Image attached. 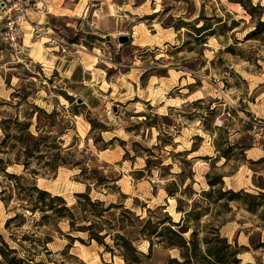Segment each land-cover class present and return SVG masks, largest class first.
Masks as SVG:
<instances>
[{
	"label": "rangeland",
	"instance_id": "374dc122",
	"mask_svg": "<svg viewBox=\"0 0 264 264\" xmlns=\"http://www.w3.org/2000/svg\"><path fill=\"white\" fill-rule=\"evenodd\" d=\"M232 1L116 0L120 10L114 7V22L100 20L94 7L98 12L83 21L51 16L41 22L40 33L26 32L18 62L11 58L4 81L10 96L0 103V141L7 133L15 135V119L30 123L36 135L35 108L43 112L42 128L51 121L46 115L54 112L51 134L58 137L62 131L61 148L71 146L62 156L68 163L82 161L88 168L85 177L102 175L108 182L86 184L76 167L53 171L55 152L27 158L11 139L0 159L19 157L27 170L9 165L6 172L23 185L61 197L67 206L88 185L93 200L122 201L142 217L146 209L163 207L162 215L188 227L186 239L192 232L198 241L217 234L240 250V264H264V206L250 213L227 196L217 198L220 190L264 193V33L254 31L257 20ZM250 2L262 7L263 21L264 0ZM124 8L137 16L123 13ZM201 26L210 27L205 35H213L197 39L194 28ZM119 36L130 42L120 45ZM39 49L42 58L35 56ZM75 106L78 116L72 115ZM2 120L10 121L1 126ZM232 144L252 146L244 163L235 151L229 161L221 157L220 151ZM218 177L222 184L211 188L208 182ZM12 183L0 173V245L16 251L10 257L35 255V263L43 264H123L84 234H70L82 242L61 236L57 231H69L64 223L35 227L39 214L20 208ZM188 213L200 216L192 220ZM45 238L46 251L34 242ZM168 259L181 261L177 250L155 245L152 263Z\"/></svg>",
	"mask_w": 264,
	"mask_h": 264
},
{
	"label": "trees",
	"instance_id": "16d2710c",
	"mask_svg": "<svg viewBox=\"0 0 264 264\" xmlns=\"http://www.w3.org/2000/svg\"><path fill=\"white\" fill-rule=\"evenodd\" d=\"M232 2L240 5L252 19L257 20L254 31L263 34L262 7L253 6L250 0H234ZM209 29L210 27L206 26L194 28V34L197 35V39L203 36H211L213 31L208 32L209 35H205ZM65 99L69 103L73 102L70 96H65ZM200 102L201 100L196 101L195 105ZM76 107L72 108V115L74 116L80 115ZM213 111L211 110L210 114ZM34 113L37 121L35 126L36 135L30 133V123H20L15 119L13 121L15 135L12 137L8 133L4 135L0 141V154H2L1 150L5 148L7 140L11 139L14 141L15 148H19L21 153L27 158H33V154H37L36 159H41L48 155L49 151L55 152L50 156V166H53L51 168L53 171H56L60 166L76 167L80 171V176L85 177L88 168L82 161H74L73 159L71 163H68L69 159L62 156L61 153L68 155L66 150L71 147L61 148L58 137L62 134V131L58 132V137L51 134L54 126L52 122H54L53 119L56 113L51 112L46 115L51 121L44 128L39 125L40 114L43 112L35 108ZM9 121L2 120L1 126H4ZM250 130L251 127L246 129L247 132ZM250 148H252L251 145L232 144L227 149L220 151V155L226 161H229L231 153L235 151L240 156V162L244 163L246 161L244 153ZM105 149V147L102 148V150ZM9 165H22L24 170H27V165L20 163L19 157L13 161L0 159V173L10 184L15 182L12 185V195L19 202L20 208L30 212L31 215L39 214V220L35 222V227L51 226L57 228L59 223H64L69 231L65 235L57 231L61 236L82 242L81 239L73 238L70 234H84L89 241H94L97 245L103 247L104 251L109 253L111 257H119L123 264H153L152 254L155 245H161L166 249H175L179 252L181 261L168 259L165 264H240V259L237 258L240 250L235 249L217 234H214L212 238H204L198 241L197 235L192 232L189 238L186 239L184 235L189 232L188 227L181 223L182 220L174 223L171 222L166 214L163 213L164 215H162L160 211L164 210L163 207H158L155 211L146 209V216L142 217L131 209L125 208L122 201L113 203L100 201L99 199L93 200L89 194L88 185L86 186V191L76 193L74 203L71 206H67V203L59 196H53L35 185L27 186L21 184L18 176L6 172ZM93 172H96L93 174L98 173L96 170H93ZM97 178L94 175L85 177L83 180L86 184L93 183L96 186L108 182V179L102 177V175L101 179ZM221 184L220 177L208 182L211 188ZM202 194L204 197L214 200L211 193L202 192ZM12 195H10V198H12ZM225 196L230 202L242 204L244 209L250 213H255L257 209L264 206L263 192L252 195L242 191L236 193L218 191V200L223 199ZM121 198L125 199V195H121ZM21 204L25 205L21 206ZM176 210L182 212L179 207ZM154 213H159V217L154 218ZM188 214H190L189 217L193 218L192 220H196L200 216V214ZM107 240H109V243L106 242ZM34 242L43 244L41 246L46 251L45 245L48 243L46 238L43 240L38 239ZM145 243L147 244L146 252H143L140 247ZM15 253V250L3 248L0 245V264H43L40 262L35 263V255L26 258L10 257V255Z\"/></svg>",
	"mask_w": 264,
	"mask_h": 264
},
{
	"label": "built area",
	"instance_id": "2783aa9c",
	"mask_svg": "<svg viewBox=\"0 0 264 264\" xmlns=\"http://www.w3.org/2000/svg\"><path fill=\"white\" fill-rule=\"evenodd\" d=\"M52 1L0 0V40L13 53V63L18 62L16 55L21 51L25 32L32 34L41 32V20L49 14V6ZM97 12L93 11V15ZM27 27L28 30H26ZM77 27L82 30L83 22H79Z\"/></svg>",
	"mask_w": 264,
	"mask_h": 264
},
{
	"label": "crops",
	"instance_id": "0c3cea01",
	"mask_svg": "<svg viewBox=\"0 0 264 264\" xmlns=\"http://www.w3.org/2000/svg\"><path fill=\"white\" fill-rule=\"evenodd\" d=\"M88 6L91 8L90 11H89ZM126 6H128V5L125 4L124 7H126ZM94 7H96V8L98 7L100 10V12H99V14H101L100 20L103 18V19L109 20L110 22H114V17H115V14L117 12V11L115 12L114 7H115V9L120 10L119 4L116 2V0H87V1H83V2H82V0H53L49 6V14L46 17H44L41 20V22H43V20H45L47 17H51V16H57L60 18H64L65 21L72 20L74 18L76 20H80L83 18V20H84V18L87 16V14L92 13V11H93L92 8H94ZM52 11L57 12V14H54V12H52ZM122 12L123 13H129L132 16H137L136 12H133L132 10L129 11L126 8H124ZM153 12H155V11H153ZM93 20L91 18V21H92V23L94 22L93 23V25H94L95 20L94 21ZM97 22L99 24V21H97ZM68 25H70V24L67 23L66 26H68ZM28 29L29 28L27 27L26 30H28ZM26 32H25V34H26ZM95 34H98V33L96 32ZM107 34H109V33H107ZM107 34H105V35H107ZM91 35H94V33H91ZM95 36H98V35H95ZM100 36H103V35H100ZM23 44H24V41H23ZM24 48H25V45H24ZM44 48L45 47H43V49ZM23 51H24V49L22 50V52ZM37 54H39V55H37ZM35 56H39V58H42V50L39 49L38 51H35ZM11 58H12L11 50L8 48V46L4 45L2 43V41L0 40V103H5V101L10 96L9 90L4 87V81L6 79L7 73L11 69V65H12ZM38 63L41 64L40 61ZM251 150H253V149H251Z\"/></svg>",
	"mask_w": 264,
	"mask_h": 264
},
{
	"label": "water",
	"instance_id": "95a60500",
	"mask_svg": "<svg viewBox=\"0 0 264 264\" xmlns=\"http://www.w3.org/2000/svg\"><path fill=\"white\" fill-rule=\"evenodd\" d=\"M117 41H118V43H119L120 45H125V44H127V43L130 42V39H129L127 36H119V37L117 38ZM75 102H76L77 105H81L83 101H82V99L77 98V99L75 100Z\"/></svg>",
	"mask_w": 264,
	"mask_h": 264
},
{
	"label": "bare ground",
	"instance_id": "6f19581e",
	"mask_svg": "<svg viewBox=\"0 0 264 264\" xmlns=\"http://www.w3.org/2000/svg\"><path fill=\"white\" fill-rule=\"evenodd\" d=\"M48 40V39H47ZM49 41V40H48Z\"/></svg>",
	"mask_w": 264,
	"mask_h": 264
}]
</instances>
